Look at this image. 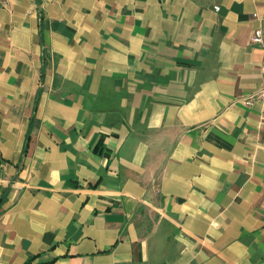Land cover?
<instances>
[{
    "label": "crops",
    "instance_id": "obj_1",
    "mask_svg": "<svg viewBox=\"0 0 264 264\" xmlns=\"http://www.w3.org/2000/svg\"><path fill=\"white\" fill-rule=\"evenodd\" d=\"M263 91L264 0H0V264H264Z\"/></svg>",
    "mask_w": 264,
    "mask_h": 264
},
{
    "label": "built area",
    "instance_id": "obj_2",
    "mask_svg": "<svg viewBox=\"0 0 264 264\" xmlns=\"http://www.w3.org/2000/svg\"><path fill=\"white\" fill-rule=\"evenodd\" d=\"M215 10L217 11L218 10V8H215ZM261 35H260V33L259 32H256L255 34H254V37H253V39H252V41L254 42V43H260L261 42ZM263 93H264V91H263ZM264 95V94H263ZM262 95V96H263ZM261 96V97H262ZM252 103H253V98H249L248 100H246L245 102H244V104L245 105H247V106H250V105H252Z\"/></svg>",
    "mask_w": 264,
    "mask_h": 264
},
{
    "label": "trees",
    "instance_id": "obj_3",
    "mask_svg": "<svg viewBox=\"0 0 264 264\" xmlns=\"http://www.w3.org/2000/svg\"><path fill=\"white\" fill-rule=\"evenodd\" d=\"M3 198H4V196H3V197H1L0 201H1Z\"/></svg>",
    "mask_w": 264,
    "mask_h": 264
}]
</instances>
